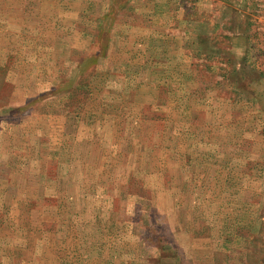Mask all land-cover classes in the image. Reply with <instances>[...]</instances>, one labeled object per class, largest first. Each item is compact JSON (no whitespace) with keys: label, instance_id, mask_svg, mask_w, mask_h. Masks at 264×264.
I'll use <instances>...</instances> for the list:
<instances>
[{"label":"rangeland","instance_id":"1","mask_svg":"<svg viewBox=\"0 0 264 264\" xmlns=\"http://www.w3.org/2000/svg\"><path fill=\"white\" fill-rule=\"evenodd\" d=\"M0 264H264V0H0Z\"/></svg>","mask_w":264,"mask_h":264}]
</instances>
